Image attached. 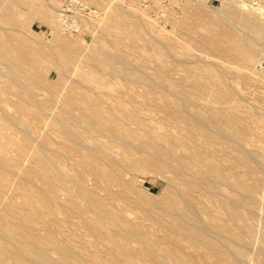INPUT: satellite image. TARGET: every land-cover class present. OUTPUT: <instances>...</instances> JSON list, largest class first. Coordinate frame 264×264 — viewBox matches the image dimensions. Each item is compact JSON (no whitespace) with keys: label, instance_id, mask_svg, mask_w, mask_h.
Segmentation results:
<instances>
[{"label":"bare ground","instance_id":"obj_1","mask_svg":"<svg viewBox=\"0 0 264 264\" xmlns=\"http://www.w3.org/2000/svg\"><path fill=\"white\" fill-rule=\"evenodd\" d=\"M55 1L0 0V264H261L264 112L237 85L244 69L264 82V48L234 43L229 25L264 30V7L226 0L212 16L207 0H170L183 47L156 25L161 0H83L105 4L103 39L76 55L78 24ZM34 19L50 29L39 47L19 33ZM52 134L73 144L68 162ZM137 171H166L168 200L136 196Z\"/></svg>","mask_w":264,"mask_h":264},{"label":"rangeland","instance_id":"obj_2","mask_svg":"<svg viewBox=\"0 0 264 264\" xmlns=\"http://www.w3.org/2000/svg\"><path fill=\"white\" fill-rule=\"evenodd\" d=\"M57 1H58V6H60V9H62L61 4L63 6L64 5L67 6V7H64L63 10H60V12L68 15L72 19V20L70 19L72 21V23L75 22L76 24H78V27L76 28L77 32H74L75 35H77L76 37H78V41H74V44H73L74 48L76 49V51H75L76 55H80V52H79L80 48H81L82 51H84V50L88 51V50L92 49L93 47H96L97 45H99V42L101 41V39L97 41V40H95V37H101V38L103 37L102 36V32H101L102 30L100 29V28H102V23L100 21L102 19L103 14H104L103 13L104 12V8L103 7L100 8V6H104L105 4L98 5V6L95 7V5L89 3L88 1L81 0L83 2V4H84L83 7H82L80 2L77 4L76 1L72 2L71 0H69V1H67V0H56L55 3H57ZM148 1L151 2V0H143V1L142 0H136V1L135 0H125V1L123 0L122 2L125 5L127 4L128 7L125 6V5L124 6L126 8H128V9L130 8L129 10H134V8L136 9V7H139L138 4H141V3L142 4L140 5L141 6L140 8L148 6L149 5ZM167 1H169L168 4H167ZM246 1L249 2V5H251V6L254 5V8L257 7V6L259 7L260 5L264 7V0H246ZM84 2H86V3H84ZM134 2H135V4H134ZM163 2H165V4ZM170 2H171L170 0H166V1L165 0H161V6H162L160 8V11H162L161 15L163 16V14L164 13L165 14H164L163 17H161V15L158 14L162 19L158 15H156V23L158 22L156 25L158 26V29L163 27L162 28L163 30L161 29L162 31H165V29H166V31L168 33V34H166V36L167 35H170V37L172 36L171 38L169 37L170 39H168V36H167L166 37L167 40H172L174 42L178 41V43L181 46L185 47V43L183 42V40L188 44L189 43L188 42L189 38L187 36H184V35L182 36L181 34H179L177 32L178 31L177 29H175V31H176L175 33L176 34L174 33L175 34L174 35L173 32H172V29H173V27L171 26L172 24L170 22H169L170 24L167 22L168 16L170 15V13L171 14L172 13L173 14L176 13L175 15H180L181 14L179 7L177 5H173L174 7L171 6L172 2L171 3ZM69 3H71V4L69 5ZM169 3H170V5H169ZM207 5L210 6L211 8L204 7L205 11L206 12L208 11V13L210 15L215 16V15H217L218 12H221V10H223L227 4H226V0H207ZM88 6L90 8H88ZM165 6H166V8H165ZM261 6H260V8H263ZM78 7H79V9H77ZM211 9H213V10H211ZM80 10H82V11H80ZM172 10H174V12ZM209 11H211V12H209ZM88 12H89V14H88ZM94 12L97 15H95ZM167 12H170V13H167ZM78 13L81 14V16ZM166 13L169 14V15L167 16ZM84 16H87V17H84ZM92 18L93 19L95 18V19L93 20ZM160 19L163 20V21H161ZM34 20L32 22H29L26 26H24L22 28V30L19 31V33H20V35H24V36H26L28 34L27 38L31 40V41H29V43L32 46H34V47H39L40 45L44 44L47 41L46 39H48V37L50 35V29H49V27L46 24L42 23L39 19H34ZM96 20H98V21L96 22ZM98 22H99V24H98ZM0 24H1V22H0ZM97 25H98V27H97ZM164 25L165 26L167 25V26L165 27ZM229 26H230V30H231V39H232V41L234 43L242 44V45H245V46L250 44V45L254 46L255 48H257L258 50H262L264 48V30H262L260 28H256L254 25L248 27V26H246V25H244L242 23H237V25H235V26H232V25H229ZM28 29L31 30L30 33H28L30 30L27 31ZM170 29H171L172 33L169 32ZM32 33H33L34 36L32 35ZM95 33H96V35H94ZM31 36H33V37L31 38ZM174 36H175V38H174ZM176 37H180L181 39L178 38L179 40L183 39L182 43L184 45H182L180 43L181 41L179 42V40H174V39H177ZM33 38H34V41L36 40L35 44H33L34 42H32ZM166 38L165 39L163 38L164 41L166 40ZM172 38H174V39H172ZM126 42L129 44V42H131V41L130 40H126ZM57 47H61V46H57ZM190 49H192V48H190ZM193 49L195 50V52H193V54L195 53V56L196 55L205 56L203 53H201L196 48H193ZM191 51L192 50H190V52ZM68 54H69V52H68ZM259 55H258L259 59L257 58V61L258 60L259 61L262 60L263 63H264V55H260L261 57H259ZM175 56H179V57H175V58H178V59H181V58L184 57L182 54H177ZM170 58L172 60L174 59L173 57H170ZM173 61H175V59ZM257 61L255 63L256 66L254 65V67H255V69L258 70V69H261L260 64L262 63V61H260V62L259 61L257 62ZM152 63L153 62H151V63L148 62L147 63V65L149 66V68L147 70L149 72L152 71L151 66L154 65V63L153 64ZM241 65H243V64H241ZM263 66H264V64H263ZM62 68H63L64 72L62 71V75L63 76H61V79H59L57 71L54 68L52 69V67L47 66L45 68V70H44L46 72H44V73L47 75L48 79L51 80V81H56V82H59V83L60 82H64V80L67 81V79H68L67 76L70 75V72H66V69H67L66 66H62ZM261 70L264 71L263 69H261ZM244 71L246 72V74H248V76H246V78L244 80H243V78H239V79H242L243 81L242 80H238L239 82H238V85H237L238 87L240 86L239 87L240 89L239 88H237V89L240 92L241 96H243L244 108L248 107V108H245V109L258 111V112H264V82H262L259 79L257 74H252L251 75V74H249V71H247L245 69H244ZM65 72H66L67 76L64 74ZM180 76H181V74L179 72H177L175 74V77H177V78L180 77ZM232 76L233 75L230 76V79L234 78V76L233 77ZM72 78L73 79L77 78V80L78 79L82 80L80 75L77 74V73H75L72 76ZM106 80L107 81H112V79H109V78L106 79ZM120 80H121L120 78H116L117 82L120 81ZM69 81L73 82V81H76V79L71 81V78H70ZM137 87L138 88L140 87L139 90H141V88L143 89V86L136 85V88ZM241 90H242V92H241ZM40 92L46 93L45 91H40ZM140 97L143 98L144 96H140ZM251 104H253V106ZM56 111L58 112V109H56ZM153 113H155L156 116H160V115L161 116L164 115L165 117L168 116L165 111H162V110L160 111L157 108H155V111H153ZM45 128H46L45 129L46 131H44V133L48 134L47 132H49V127L48 128L45 127ZM7 131L11 132L12 130L8 129V130H6V132ZM4 132H5V130L2 131L1 128H0V139L1 140L5 139L3 137V133ZM16 137L20 141H22L23 138H24V135L22 133H18V135H16ZM50 138H51L52 143L51 144H47V146L50 147V148H48L50 150V152L55 153V154H65L66 158L63 157V159L68 162V156L71 157V153H69V151L67 149H65V148H63L61 146L63 144H65L66 147H68V146H72L73 144H71V142H69V141L64 140V137L62 135L52 134V135H50ZM54 140H56L55 141L56 143L54 142ZM53 144H54V146H53ZM32 161H33V158L28 157L26 160H24V165L26 167L31 166ZM134 177H135V179L137 181L136 182V194H135L136 196H138V193H142V194H145L147 197L152 198V200L154 202H162V201L164 202V201L168 200L167 199V195H168V192H169V190L171 188V185H170V181H169V174L166 171L165 172L164 171H161V172H157V171L140 172V171H137L134 174ZM140 181H142V182H140ZM262 206L264 207V196H263V204H262ZM137 215L138 216H142V213H138ZM259 221L260 222L263 221V222L260 223ZM256 222L260 225L259 228H263L264 227V212L262 213L261 216L257 217V221ZM145 223L148 224V225H151V226L153 225L154 227H152V228H155L157 226V224H155L152 221H146ZM262 224H263V227L261 226ZM91 239L93 240V237H91ZM56 257H57L56 254H53V258H56ZM253 257H254V259H256L258 261L260 260L261 264H264V257H260V256H258L255 253H254Z\"/></svg>","mask_w":264,"mask_h":264},{"label":"built area","instance_id":"obj_3","mask_svg":"<svg viewBox=\"0 0 264 264\" xmlns=\"http://www.w3.org/2000/svg\"><path fill=\"white\" fill-rule=\"evenodd\" d=\"M264 63L262 62L261 66L263 65Z\"/></svg>","mask_w":264,"mask_h":264}]
</instances>
